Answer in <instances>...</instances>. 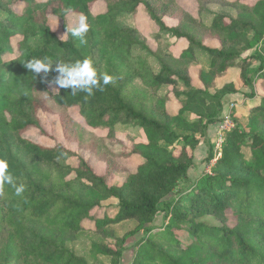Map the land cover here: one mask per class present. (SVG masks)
I'll return each instance as SVG.
<instances>
[{
    "label": "trees",
    "instance_id": "16d2710c",
    "mask_svg": "<svg viewBox=\"0 0 264 264\" xmlns=\"http://www.w3.org/2000/svg\"><path fill=\"white\" fill-rule=\"evenodd\" d=\"M99 1L104 11L93 14ZM197 1L200 15L208 2L231 13L216 12L205 24L182 0H0V159L25 186L17 196L12 186L0 185V264H120L126 238L139 232L131 264H264V0ZM140 6L156 28L149 36L156 49L137 22ZM68 14L86 16L85 44L65 23L64 38L49 26V16ZM167 17L177 24L168 25ZM250 36L259 54L241 60ZM178 42L185 44L176 57L170 49ZM44 58H88L98 77L112 80L103 85L101 79L103 90L93 89L91 96L52 93L42 73L36 77L24 66ZM254 59L259 65L252 73ZM232 68L254 97L238 109L246 124L231 113L236 126L225 133L210 172L190 179L200 144L208 145L207 164L216 157L209 131L237 93L231 83H217ZM72 108L85 126L69 116ZM41 113L59 117L75 151L25 138L30 129L45 134ZM89 129L107 135L96 137ZM120 130H140L142 141L118 139ZM177 142L182 145L175 147ZM91 155L105 163L106 174L95 172ZM72 157L74 165L67 161ZM134 157L142 161L131 172ZM109 199L116 203L104 207ZM228 212L237 221L233 228L197 220L199 214ZM159 213L168 217L162 230L151 226ZM123 223L132 224L130 231L114 235L111 228Z\"/></svg>",
    "mask_w": 264,
    "mask_h": 264
},
{
    "label": "rangeland",
    "instance_id": "374dc122",
    "mask_svg": "<svg viewBox=\"0 0 264 264\" xmlns=\"http://www.w3.org/2000/svg\"><path fill=\"white\" fill-rule=\"evenodd\" d=\"M183 2V7L191 13V15H193V17L199 18L201 17L202 21L205 24H209L210 19L213 17V14H215L216 12H220V13H227L230 14L231 10L228 9V7L226 6H222L221 4H219L218 2H208L205 5V12L200 15L199 13V4L197 0H182ZM105 8V3H103L102 1H99L98 3H96L93 6V14H97V13H102L104 11ZM20 11V7L17 8ZM78 16L74 15V14H68L64 17V19L61 18H57V17H53V16H49L48 17V24L49 26L52 28L53 31H55L58 35V37H65V33L63 30V24L65 23L68 28H71L73 26V22L74 20L77 18ZM137 22L141 27V30H143V32H145L146 34V41L147 44H149L151 46V48L156 49L157 48V44L154 41L153 38L149 37L150 34L152 32H155L156 28L154 27L153 23L149 20L148 16L145 15L142 6H140L138 8L137 11ZM165 21L168 25H175L177 24V20L174 18H165ZM126 23V22H125ZM144 34V33H143ZM164 39H167L166 35L164 37ZM17 39H13L12 43L13 45L16 44ZM183 42H178L177 45H173L171 47V52L173 53V55H175L176 57L179 55L181 48L184 47ZM240 58L241 60H244V58L247 57H251L252 55H258L259 54V50H258V41L255 38H252L251 36L248 38L247 43H245L241 48H240ZM202 56L204 57V55L202 54ZM200 57V61L197 62V66H199L200 68L205 67L204 65V61L206 60V57ZM259 65V61L257 59H254L250 62V69H252V73L255 70V68ZM191 76H192V81L194 83V85H198V80H197V74L196 71H192L190 72ZM231 83L234 88L237 90V93L231 95L230 97H228L229 99L233 98L235 101V103H237V106L232 110V114H233V118L234 121H236L239 125L245 126L246 124V119L244 116H242L240 113H238V109L239 107H241L242 105L245 104V102H252L254 100V97H252V93L251 90L248 88V86L242 81V79L240 78V71L232 68L230 69V71L228 72V74L224 77L221 78L220 80H218L217 83V87L220 88L222 87L224 84H228ZM50 89V91L52 93H56L57 91H53L52 87H48ZM254 93L257 94V92H259V86L256 83H254ZM230 103V102H228ZM227 103V104H228ZM225 107V106H224ZM224 107L221 111V114L224 111ZM168 110L170 114H175L176 113V108L172 107V106H168ZM69 116L76 122L79 124V126H85L84 120L80 117L77 109L72 108L68 111ZM220 114V115H221ZM40 120H41V127L43 129V131L45 132V134H42L41 130H37V129H30L28 130L26 133H24V136L26 139L41 144L43 146H48V147H52L55 145V143H60L63 144L64 146H66L68 149H70L71 151H75L76 150V144L73 142H70L67 138V135H65V133L62 130V127L60 125L59 122V117L57 115H45L43 113L39 114ZM90 130V129H89ZM138 132L139 135L137 134ZM138 132H134V134H132L131 132H127L124 130H120L119 132L117 131L116 133V137L118 139H125V138H132L134 140V142H140L142 141V133L139 130ZM90 133L93 136L96 137H105L107 135V131L106 130H90ZM216 127L214 129H210L209 134L210 137L208 135V141L209 143H212L214 141H216ZM131 135V136H130ZM141 137V138H140ZM182 144L180 143H175V147H180ZM201 145V144H200ZM199 145V146H200ZM201 152L199 151V149H195V154L194 157L196 159V165L191 168V170L188 173V177L190 179L194 178L195 176H199L202 175L206 172H210L211 170V166L214 164V161L212 160V163L210 162L209 164H207L205 162L206 157L208 156V145L206 144H202L201 145ZM203 151V152H202ZM69 163L71 164H75L76 163V159L75 158H69L67 160ZM142 160L140 158H133L131 159L130 162V168L129 170L131 172H135L136 170V166L138 165V163H140ZM90 164L91 166L94 168L95 172L101 175L106 174V165L103 161H101L97 156H90ZM125 171V170H124ZM123 173H119L118 176H122ZM109 181L111 184L113 183V179L109 178ZM116 200L114 199H109V201L103 203V206L106 207L109 204H115ZM99 213H103L102 210H99ZM168 218V217H167ZM167 218L165 216L164 213H159L156 216L155 221L153 222V224L151 225L152 227L156 228V230H162L163 228H165V225L167 223ZM197 220L201 221V222H205L209 225L212 226H226V227H230L233 228L236 226V218L232 215L231 212L226 213L224 216H220L217 217L216 215H214V213H207V214H199V216H197ZM131 223H123L119 226H115L117 228V231H115L116 228H111L112 232L114 233V235H118V236H122L124 234H126L127 232L130 231V229L132 228ZM115 231V232H114ZM142 233L139 232L134 236H130L127 237L126 242L124 244V248L125 251L122 255L121 258V262L120 264H131L136 250H137V245H138V240H140ZM180 239H184L183 235H179ZM112 239V238H110ZM111 240L108 241L107 239V243L109 244Z\"/></svg>",
    "mask_w": 264,
    "mask_h": 264
},
{
    "label": "clouds",
    "instance_id": "9594fccd",
    "mask_svg": "<svg viewBox=\"0 0 264 264\" xmlns=\"http://www.w3.org/2000/svg\"><path fill=\"white\" fill-rule=\"evenodd\" d=\"M68 11L71 12V9ZM88 30L87 18L83 14H80L73 22L70 34L72 37L77 38L81 44H85L87 42L85 36ZM24 66L30 73L35 74L36 77L42 73L43 76L41 78L48 82L53 91L65 89L70 90L72 94L84 92L91 96L93 89L103 90L100 82L101 79L103 85L109 84L112 80V77L108 74L98 77L93 62L88 58L76 60L75 62H65L62 60L53 62L47 58L33 59L28 61ZM50 72H54L56 75L49 81L47 77ZM8 168L7 161L0 159V185L8 184L12 186L15 189V194L20 196L25 191V186L23 184H16L15 178L8 171Z\"/></svg>",
    "mask_w": 264,
    "mask_h": 264
},
{
    "label": "built area",
    "instance_id": "2783aa9c",
    "mask_svg": "<svg viewBox=\"0 0 264 264\" xmlns=\"http://www.w3.org/2000/svg\"><path fill=\"white\" fill-rule=\"evenodd\" d=\"M237 106V103L235 101H231L224 109L220 120L218 121V124H216V141L213 142L214 146V153L216 155L214 162L216 161V158L219 157L220 153H218L220 147L222 146V143L225 139V133L231 131L236 125L234 124L231 112L232 110ZM212 163V161H211Z\"/></svg>",
    "mask_w": 264,
    "mask_h": 264
},
{
    "label": "crops",
    "instance_id": "0c3cea01",
    "mask_svg": "<svg viewBox=\"0 0 264 264\" xmlns=\"http://www.w3.org/2000/svg\"><path fill=\"white\" fill-rule=\"evenodd\" d=\"M201 145H202V144H201ZM201 145H200V146H198V147L196 148V150H197V149H199V151L201 152V148H200V147H201ZM196 150H195V151H196ZM195 151H194V153H195ZM202 152H203V151H202Z\"/></svg>",
    "mask_w": 264,
    "mask_h": 264
}]
</instances>
